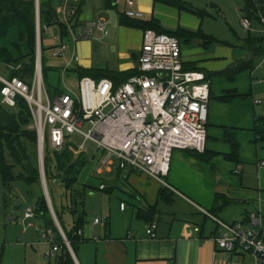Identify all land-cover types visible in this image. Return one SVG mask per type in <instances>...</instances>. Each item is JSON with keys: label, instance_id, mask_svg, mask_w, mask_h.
Listing matches in <instances>:
<instances>
[{"label": "crops", "instance_id": "crops-1", "mask_svg": "<svg viewBox=\"0 0 264 264\" xmlns=\"http://www.w3.org/2000/svg\"><path fill=\"white\" fill-rule=\"evenodd\" d=\"M52 1L55 13L62 20L65 0ZM185 7L195 9L189 3H186ZM77 8H80L79 21H104L108 32L104 35L96 30L90 37H80L73 41L65 32L62 33L57 25L48 26L47 39L43 42L41 36L40 46L43 54L41 61L44 56L48 61L46 67L44 62L42 64L44 71L55 73L57 76V82L51 86L50 92L44 85L49 96L75 90L80 79L76 70L89 73L84 76L94 79L106 77L117 83L123 78L118 79L112 74H131L136 71L143 28L120 24L122 18L128 19L123 11L130 8L143 12L142 18L137 21H154L156 25L168 31L181 29L183 33L197 32V37L188 39L179 34L178 40L183 68L203 72L208 80V120L204 151L173 150L169 170L163 177V182L146 173L119 168L115 157L107 168L102 167L100 160L103 152L94 147L96 152L87 157H96L99 167L97 174L111 179H99L97 190L115 193L114 196L119 200L118 205L124 202V208L117 207L115 214H112L108 206L107 212H102L104 217H94L100 220L99 223H93L94 218L84 223L81 228V240L74 243V249L71 247V250H68L69 258L57 242V232L52 230L53 227L57 228L50 213L52 226L47 225L49 219L33 215L32 218L41 224L39 229L43 233L42 237L46 239L45 233H49L59 247L54 256H49L53 258L52 263L245 264V255L253 260L248 253H228L219 249L213 239L219 232V227L212 218L201 211L202 209L210 212L223 222L233 223L245 220L249 212L259 208L262 211L264 226V167L259 164L261 160L264 161V138H257L254 133V126L264 132V110L259 111L256 104L262 102L253 97L254 93L264 97V78L255 80L257 83L251 81L255 60L251 69L242 70L231 79L219 74L236 61L249 57L247 50L243 48V37L230 43L203 33L200 26L196 28L195 23L192 25L194 28H187L180 24L181 11L194 13L198 17L199 13L154 0H133L130 6L125 0H80ZM112 22L116 25L110 27ZM50 27L53 34L50 33ZM10 29L17 32L18 43L8 47L3 40ZM6 31L0 38V48H7L11 58L22 57L23 61H26L29 48L24 42L18 41L17 27L11 26ZM200 34L210 35L214 40H208L211 43L204 45L207 38H202ZM22 44L27 48L26 54L14 56L15 51V54L21 53L19 45ZM60 45H65V49L61 55H57L55 51ZM73 55H77L78 61L73 59ZM8 66L10 65L0 63V71L5 73V77H9ZM50 67L52 70L49 71ZM73 82L74 86L71 84ZM227 91L234 95L227 101L219 100ZM257 100L259 102H256ZM226 134L233 135L238 143L236 162L224 157L231 151L229 143L224 140ZM72 153L76 157L79 155L77 152ZM34 184L40 186L36 205L38 198L44 196V190L40 180ZM102 184L104 187L100 188ZM115 197L108 198V202H117ZM149 206L154 207L153 212L140 217L138 213L144 212ZM32 218L24 217L23 221H28L26 226H32L29 222ZM152 221L156 222V230L155 237L150 238L146 234V227ZM58 225L60 227L59 222ZM71 225L72 222L66 228ZM18 235L24 236L27 241L24 248L34 244L24 229ZM47 263L52 264L51 261Z\"/></svg>", "mask_w": 264, "mask_h": 264}, {"label": "built area", "instance_id": "built-area-1", "mask_svg": "<svg viewBox=\"0 0 264 264\" xmlns=\"http://www.w3.org/2000/svg\"><path fill=\"white\" fill-rule=\"evenodd\" d=\"M79 2H64V17L60 22L65 33L73 41L90 37L96 30L106 35V22L79 21L76 13ZM125 3L130 6L133 0ZM123 12L125 17L136 20L143 16V12L130 8ZM260 21L263 23L264 18ZM240 25L245 31L252 29L245 17H240ZM35 30L37 40L41 33L48 34V27L40 22ZM140 43L136 72L120 83L106 77L81 76L75 90L51 97L44 87L40 48L34 54L33 72L28 79L0 76V104L14 108L17 97L21 96L29 109L37 139L41 184H46L43 170L46 133L51 152L68 147L80 154L86 151L85 144L90 141L96 150L103 152L102 167L107 168L115 157L119 168L146 173L160 182L167 175L173 150L204 151L210 90L207 78L203 72L183 68L180 42L175 35L143 28ZM64 49L65 45H60L55 53L61 55ZM77 58L73 55L75 61ZM71 134L82 138L76 148L71 145L74 142ZM259 164L264 167L263 160ZM124 205L120 202V209ZM201 211L219 227L213 238L219 249L248 253L253 257V264H264V226L259 208L249 212L245 220L233 223ZM33 215V209L26 208L24 217ZM99 222L94 218L93 223ZM55 226L70 251L64 232L57 222ZM155 228L156 222L147 224L146 234L150 238L155 237ZM77 231L81 237L82 231ZM45 235L51 247L48 256H54L59 248L57 242L49 233Z\"/></svg>", "mask_w": 264, "mask_h": 264}, {"label": "trees", "instance_id": "trees-1", "mask_svg": "<svg viewBox=\"0 0 264 264\" xmlns=\"http://www.w3.org/2000/svg\"><path fill=\"white\" fill-rule=\"evenodd\" d=\"M161 2L169 6L183 7L186 10L197 12L196 9L187 8L183 5L182 0H154V2ZM52 0H39V21L40 24L46 26L59 27V30L64 33L65 29L62 27V23L58 15L55 13L52 5ZM80 3V2H79ZM243 17H245L249 24L252 21H260V18H264V0H243V6L241 7ZM80 8H77V14H79ZM200 14V13H199ZM128 18V17H127ZM35 0H0V38L7 32L6 30L11 27H17L19 31L18 41H22L28 46L29 53L26 61H23L22 57L13 59L7 48H0V63H6L11 66L9 70V77L15 76L20 78H29L33 72L34 67V54H35ZM120 24L124 26H132L136 28H152L159 32H164L170 35H175L178 38L179 34L184 37L194 38L198 35L195 32L183 33L181 29L173 31L164 30L154 23V21L140 22L135 19L128 18L120 20ZM246 35L243 37V48L247 50V58L236 61V63L220 71L219 74H223L227 78H233L237 73L242 70H248L253 67V62L257 58L264 57V36H255L251 33V30L246 31ZM202 38H207L204 45H207L208 40H214L213 37L206 34H200ZM18 43V42H17ZM211 43V42H210ZM17 45V44H16ZM43 64V61H42ZM19 65V66H18ZM44 67L42 66V76ZM76 74L81 78L84 74H89L84 70H76ZM136 72V71H135ZM133 72V73H135ZM131 73V74H133ZM130 73H114L118 79L125 80ZM111 75V76H112ZM122 80V81H123ZM121 81V82H122ZM117 83V82H115ZM120 83V82H119ZM1 87V83H0ZM234 95V94H233ZM230 91L225 92L219 100L227 101L232 96ZM30 122V112L27 108L25 100L19 96L16 99V106L14 108H7L0 104V178L1 182L6 186L10 182L23 181L27 184L39 182V170H38V155L36 157L37 139L34 129H30L27 125ZM254 133L257 138H264V132L260 131L257 126H254ZM224 140L229 143L231 151L224 155L225 159L236 162L238 160V143L234 136L226 134ZM26 144L30 146L35 152L31 155L27 154ZM8 157L11 161H8ZM86 163L84 153H80L77 157L71 152L68 147H64L60 151H53L49 155L44 154L43 170L45 171L46 185H48L49 198L52 203V208L55 216L60 224L62 231L65 234L69 246L74 249V243L81 240L77 230H81L85 223L84 213L77 214L72 221V225L69 228H65L62 220L61 213L64 210L71 212L73 216L76 210L73 208L72 200V187L77 180L79 173L81 172L83 165ZM18 167L20 171H15L14 168ZM54 181V182H53ZM63 187L64 197H62L66 204L62 205L58 210L54 200L51 198L49 191L50 184L57 183ZM162 194V193H161ZM160 194V195H161ZM154 207L149 206L144 212H139L140 217H145V214L153 212ZM35 216H39L47 220V225L52 226V222L49 216V209L44 196L41 195L33 209ZM57 232V242L65 252L66 257L69 258V252L67 247L62 243V238L59 231L52 228Z\"/></svg>", "mask_w": 264, "mask_h": 264}, {"label": "rangeland", "instance_id": "rangeland-1", "mask_svg": "<svg viewBox=\"0 0 264 264\" xmlns=\"http://www.w3.org/2000/svg\"><path fill=\"white\" fill-rule=\"evenodd\" d=\"M182 1L183 5L189 3L193 8L196 9V11H199L200 14L198 17L194 13L181 11V25L186 26L187 28H194L192 25L193 23H195L196 28L200 26V29L203 33L205 32L206 34H211L219 41L222 40L230 43H234L237 38H242L246 35L247 32L242 28V25H240V17L243 15L241 9V7L243 6V0ZM115 25L116 23L112 22L109 26L111 27ZM251 25L252 34L260 37L264 36V21L263 23H261L254 20L252 21ZM49 30L50 33L52 32L53 34V30H51V27L49 28ZM75 33L78 34V29H75ZM46 37L47 34L42 33L43 42H45V40L47 39ZM3 41L5 42L6 46L11 47V44L17 42V32L14 29H10L8 35ZM22 45H19L21 53L15 54L17 52L15 51V53L13 54L14 56H17L18 54H26L25 52L27 48L26 46L23 45V47ZM36 50L37 46L35 42V51ZM42 61L44 62V67H46L48 63L46 56L42 58ZM254 67V71H252L250 77L251 81L256 82L255 80L264 78V57L255 60ZM50 70H52V67L49 68V71ZM4 74V72L0 71V75L3 76ZM43 76L45 83L44 85L46 86L47 91L50 92L51 86L56 84L57 82V76L55 73L45 71L43 72ZM71 84L72 86H74V82ZM253 97L258 98V100L262 102L261 104L256 105L258 106L257 108H259L260 112L263 111L264 97L258 95L257 93H254ZM27 127L33 129L30 122ZM71 138L74 140V142L71 144L74 148H76L82 141V138H80L77 134H71ZM45 139L46 141L44 154L47 156L52 153L48 146L47 133L45 134ZM85 145L87 151L84 153V155L86 157L96 152V150L94 149V145L90 141L86 142ZM26 149L27 154L29 155L34 152V150L30 148L28 144H26ZM37 155L38 154L36 152V157ZM8 161H11L9 157ZM14 170L17 172L20 171L18 167H15ZM98 170L99 167H97L96 164V157L92 159L88 158L86 164L83 166L81 172L79 173L71 191L73 208L76 210V213L74 214L75 216H73L71 212H62V220L64 222L63 224L65 228L73 221L75 217H77V214L79 213H84L86 223L92 220L95 216L98 218L104 217L105 214H102V212L106 213L108 210V206L110 207L112 214H115L117 207L119 208V200L114 196L115 193H108L97 190V182L99 179H103L105 181L111 180L103 174L99 173L98 175ZM63 190L64 189L59 184V182L50 184L49 191L51 194V198L54 200V203L58 210L60 209L62 204L65 205V200L62 198L64 197ZM38 191H40V186L35 185L34 183L27 184L23 181H14L5 186L1 182L0 178V264H48L47 261H51L52 263L53 258L47 256L51 247L48 244L47 240L42 237L43 233L39 229V227L41 228V224L37 221V219L32 218L29 220V222L32 223V226H26V223L28 221H23L24 217H22L26 208L30 207L34 209ZM12 197L16 201H18V203H20L19 208H17L15 211L11 210L13 206L11 201ZM113 197H115V201L117 202L112 201L110 204V202H108V198L112 199ZM128 207L129 204L127 205V208ZM23 229L34 243L32 245H28L26 248H24V244L27 241L24 239V236L21 237L20 235H18V233H21V230ZM14 234L17 235L14 236ZM244 258L245 264H253L252 258H250L248 255H245Z\"/></svg>", "mask_w": 264, "mask_h": 264}, {"label": "water", "instance_id": "water-1", "mask_svg": "<svg viewBox=\"0 0 264 264\" xmlns=\"http://www.w3.org/2000/svg\"><path fill=\"white\" fill-rule=\"evenodd\" d=\"M35 2H36V4H35L36 5V7H35L36 14L35 15H36V24H37L38 21H39V15H38V3H39V0H35ZM36 46H37V48L39 47L37 40H36ZM42 185H43L44 197H45V201H47L49 213L54 218L55 222H57L56 216L54 215V212L52 210L51 200H49V196H48V192H47V185H45V183H43ZM11 201H12V205H13L11 210L15 211L19 207V203L13 197L11 198Z\"/></svg>", "mask_w": 264, "mask_h": 264}, {"label": "bare ground", "instance_id": "bare-ground-1", "mask_svg": "<svg viewBox=\"0 0 264 264\" xmlns=\"http://www.w3.org/2000/svg\"><path fill=\"white\" fill-rule=\"evenodd\" d=\"M38 8H39V3H38ZM38 22H40V21H38ZM48 27V26H47ZM41 36H42V33H41V35H40V38H41ZM40 38L37 40V38H36V40H37V42H38V48H40V52H41V46H40ZM37 48V49H38ZM36 52H37V50H36ZM41 57H42V52H41ZM40 61H41V58H40ZM41 64H42V61H41ZM42 77H44V76H42ZM53 218V217H52Z\"/></svg>", "mask_w": 264, "mask_h": 264}]
</instances>
